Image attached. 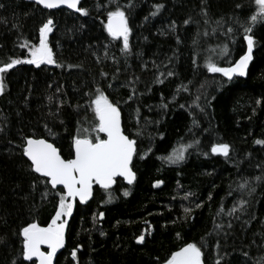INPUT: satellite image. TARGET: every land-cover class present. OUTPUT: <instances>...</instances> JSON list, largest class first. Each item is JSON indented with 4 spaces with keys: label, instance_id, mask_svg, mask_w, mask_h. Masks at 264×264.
<instances>
[{
    "label": "trees",
    "instance_id": "obj_1",
    "mask_svg": "<svg viewBox=\"0 0 264 264\" xmlns=\"http://www.w3.org/2000/svg\"><path fill=\"white\" fill-rule=\"evenodd\" d=\"M119 3L123 7L128 0ZM157 3L164 8L152 17ZM81 4L89 10L88 16L64 9L47 11L22 0H0V66L11 58H29L28 49L19 45L25 41L38 44V29L49 16L55 21L49 45L63 65L36 68L20 64L4 74L5 92L0 95V264H22L19 230L30 222L46 227L58 205L56 190L43 198V178L33 187L37 174L30 171L29 161L15 145L21 143L22 135L35 133L54 142L70 158L78 121L93 119L90 110L78 105L84 104V93L97 84L120 102L128 132L136 133L139 120L143 132L135 137L139 153L134 158L136 180L128 186L118 179L107 191L95 186L87 206L77 202L66 229L64 250L55 264H77L71 256L73 250H77L78 264H161L189 242L203 245L204 264H216L220 257L221 264L264 261V182L253 181L256 190L251 195L236 190L241 174L250 180L264 175V146L255 144L257 139L264 140V25L255 29L254 59L246 79L228 81L221 74L208 73L205 67L210 50L219 53L228 46L226 57H213L223 67L246 51L244 33L232 18L239 15L243 19L252 12L248 0H134L129 13L133 54L127 63L120 53L122 44L112 42L101 24L106 22L105 9L114 5L108 0H82ZM237 4L244 7L237 9ZM202 9L212 21L210 27L203 24ZM173 21L175 32L171 31ZM228 27L237 29L234 35L227 33ZM204 31L210 35H201L199 45H194L197 32ZM177 35L182 43H177ZM104 45L109 48L107 58ZM168 70L176 75L168 77ZM101 71L108 73L107 79ZM161 72L165 75L160 76ZM158 76L162 84L156 83ZM136 77L139 80L132 85L136 95L128 100L131 87L120 85ZM108 83L113 87L107 88ZM182 83L189 91L177 93ZM198 95L201 98L196 101ZM193 140H199L200 146L186 152L182 163L173 165L162 159ZM213 143L229 144L231 159L211 155ZM157 181L162 183L156 185ZM187 193L191 195L185 199ZM241 198L250 203L245 213H237L240 219L219 214ZM185 207L192 211L185 213ZM101 212L103 219L99 218ZM221 222L224 228L218 231L215 224ZM141 234L145 242L137 244Z\"/></svg>",
    "mask_w": 264,
    "mask_h": 264
},
{
    "label": "snow or ice",
    "instance_id": "obj_2",
    "mask_svg": "<svg viewBox=\"0 0 264 264\" xmlns=\"http://www.w3.org/2000/svg\"><path fill=\"white\" fill-rule=\"evenodd\" d=\"M34 4L41 6L46 10L60 9L66 7L71 9L81 16H88L89 10L84 8L81 4V0H33ZM109 5L113 7H107L106 22L101 21L103 30L107 33V37L112 42L119 41L122 44L120 53L124 57V62L127 63V57L133 54V47L130 43V38L133 33V28L130 24L129 13L132 8L135 7L134 0H128V3L123 7L119 3V0H108ZM249 6L252 8V12L246 15L243 19L239 15H235L232 19L239 29H242L243 41L246 42V51L230 66H219L214 56L228 55V46L224 45L220 52L217 53L215 49L210 50V54L205 58V67L210 74H221L227 78L228 81H232L234 77H245L248 72L250 63L254 59V49L256 46L255 29L259 25H264V0H248ZM99 7V5H98ZM243 4H237L236 8H243ZM164 8L163 4L157 3L154 5V11L150 13L152 17H155L161 9ZM205 19L204 25L210 27L212 21L207 18V10L202 9ZM147 19V17L145 18ZM191 22V17L184 21L187 26ZM217 27H220V22L215 21ZM55 21L52 16L39 27L38 32V44H29L25 41L19 46L21 48L28 49L29 58H11L9 62L3 63L0 66V95L5 92V77L4 74L10 72L17 65L27 64L33 65L36 68H40L42 65H54L56 67H63L58 63L54 57L52 47L49 45V34L54 31ZM177 25L175 21L171 24V31L175 32ZM233 27L227 28L228 34H235ZM215 29H213V32ZM207 37L210 35L208 31L203 33L197 32V38L193 39L194 45H199L198 37ZM177 43H182L180 37H176ZM105 57H108L109 48L108 45H104ZM139 55V54H137ZM114 62L118 63L115 55L112 56ZM99 62V61H98ZM172 62V58H169V63ZM155 63V61H153ZM192 63H197L196 59H193ZM146 66V65H145ZM72 68L73 65H68ZM167 69L168 65H164ZM120 68L117 67L116 72L119 73ZM100 75L105 79L108 78V73L101 71ZM165 73L161 72L160 76H164ZM168 77L175 76L176 73L172 70L166 72ZM113 81L116 79L112 77ZM139 80L136 77L134 80H130L127 84H122L120 87H131V95L128 100H132L136 95L137 89L132 85ZM164 81L159 78L156 79V83L162 84ZM113 83H108L107 88H112ZM203 88L204 85H201ZM59 91V90H57ZM177 93L181 91H189L188 87L183 83L176 89ZM84 96L87 100L83 105L78 107H84L86 111L90 110L93 114V119L89 121L86 117L83 121H78L79 127L72 137L71 150L72 155L70 158H65L62 154V150L54 142L46 137L37 136L35 133L32 135H22L21 143L16 144L15 147L19 148L23 157H26L30 162V171L37 174L33 187L36 186V181L43 178L45 183V191L43 198L49 195L50 190H56L54 195L58 197V205L55 210V215L51 218L50 223L46 227H41L36 222L27 223L26 226L21 227L18 235L22 237V248L20 256L22 264H53V259L56 256L59 249L65 246V234L66 229L69 226V218L73 215L74 208L79 202L85 204L93 196L94 185H98L101 189L109 190L116 183L117 178H122L129 185L133 184L136 180V172L134 171V158L138 153V143L136 136L142 134L143 130L139 128V120L137 121V131L133 135L128 132L126 127L122 124V111L120 102L112 99L109 94H106V88L102 85H95L94 90L85 92ZM200 96H196L195 100L199 101ZM51 99V97H49ZM127 103V101H125ZM261 103V101H257ZM196 107H200L197 103ZM167 107V105H163ZM184 107V105H181ZM139 113V109L136 110ZM47 129V125H45ZM49 135L54 136L51 129H47ZM3 129H0L2 132ZM10 143H12L10 141ZM199 140H193V142H184L179 148H174L171 153L163 157L169 164L178 165L182 163L186 156L185 153L196 147L200 146ZM255 144L264 146V140L257 139ZM231 146L227 143H213L210 147L211 155H220L226 159H231L230 156ZM208 155L209 153H204ZM143 158V156H140ZM258 167H260L258 165ZM241 181L237 184L236 190L243 193L246 192L251 195L255 192L256 188L253 181L256 183L264 182V175L255 176L251 180L241 174ZM162 181H157L156 185H159ZM50 185V189L47 186ZM124 196H128L129 192L125 191ZM109 200H111L112 194L109 193ZM191 193L185 195V199L190 196ZM229 195H232L230 190ZM211 199V195L209 196ZM249 201L241 198L233 206L227 210L221 209L220 215L235 217L240 219L237 213H245L249 205ZM201 204H197L196 207H201ZM192 209L185 207L184 212L190 213ZM104 213H99V218L103 219ZM227 227L232 228V223L229 221ZM216 230H222L224 224L216 223ZM103 235V233H101ZM145 242V236L143 234L136 237L137 244H143ZM255 243V242H254ZM42 246H46L47 250H42ZM79 247V246H78ZM220 245L217 243V248ZM227 253H225L226 255ZM245 257L249 254L243 253ZM73 261H77V250L71 252ZM223 257L216 260V264H221ZM159 260V258H157ZM16 264V261H13ZM161 264H204V252L203 245H198L195 242L185 243L178 250L173 251L168 258L163 260ZM257 264H264V261H258Z\"/></svg>",
    "mask_w": 264,
    "mask_h": 264
},
{
    "label": "water",
    "instance_id": "obj_3",
    "mask_svg": "<svg viewBox=\"0 0 264 264\" xmlns=\"http://www.w3.org/2000/svg\"><path fill=\"white\" fill-rule=\"evenodd\" d=\"M22 1H25V2H27V3H33V4H34L33 0H22ZM81 3H82V0H81ZM39 7H41V6H39ZM41 8H42V7H41ZM42 9H43V8H42ZM61 9L71 11L72 13H75V14H79V13H76L75 11H73V10H71V9H67L66 7H61L60 9H54V10H51V11H58V10H61ZM44 10H46V9H44ZM47 11H49V10H47ZM250 65H251V63H250ZM250 65H249V67H250ZM249 69H250V68H248V72H249ZM248 72H247V75H246L245 77H234V78H241V80H242V79H246L247 76H248ZM122 124H123V123H122ZM216 156H220V155H216ZM29 163H30V162H29ZM118 179H122V178H117V180H118ZM122 181H124V180L122 179ZM123 183L129 186V184H128L126 181H124ZM134 183H135V181H134ZM134 183H133V184H134ZM133 184H131V185H133ZM95 186H98V185H94V187H95ZM114 186H115V184L112 186V188H113ZM98 187H99V186H98ZM99 188H100V187H99ZM112 188H111V189H112ZM93 192H94V190H93ZM91 199H92V198H91ZM91 199H89V201H88L87 203H85V204H80L79 202H78V203H79L80 205H83V206L86 205V206H87V204L91 201ZM42 250H47V249H46V246H42ZM63 250H64V248L58 250L56 256H55L54 259H53V264L56 263L55 259H57L58 255H59Z\"/></svg>",
    "mask_w": 264,
    "mask_h": 264
},
{
    "label": "bare ground",
    "instance_id": "obj_4",
    "mask_svg": "<svg viewBox=\"0 0 264 264\" xmlns=\"http://www.w3.org/2000/svg\"><path fill=\"white\" fill-rule=\"evenodd\" d=\"M216 156V155H215Z\"/></svg>",
    "mask_w": 264,
    "mask_h": 264
}]
</instances>
